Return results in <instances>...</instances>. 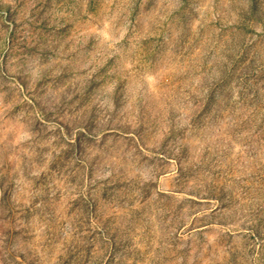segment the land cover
<instances>
[{"label":"rangeland","instance_id":"1","mask_svg":"<svg viewBox=\"0 0 264 264\" xmlns=\"http://www.w3.org/2000/svg\"><path fill=\"white\" fill-rule=\"evenodd\" d=\"M0 264H264V0H0Z\"/></svg>","mask_w":264,"mask_h":264}]
</instances>
